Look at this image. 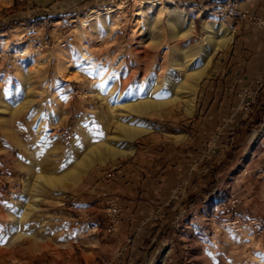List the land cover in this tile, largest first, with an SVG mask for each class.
Segmentation results:
<instances>
[{"label": "rangeland", "instance_id": "374dc122", "mask_svg": "<svg viewBox=\"0 0 264 264\" xmlns=\"http://www.w3.org/2000/svg\"><path fill=\"white\" fill-rule=\"evenodd\" d=\"M8 1L0 0V44H7L0 47V52L10 50L9 42L19 40L26 32L21 30L25 26L45 36L50 48L35 56L40 59L34 62L31 56L36 51H28L29 63L18 70L17 78H2L1 123L9 122V127L14 126L24 138L34 119L33 109L39 108L41 97L46 96L40 82L45 81L43 90H47L51 88L48 75H60L72 82L74 89L80 88L82 96L89 98L87 101L97 102L94 106L99 107V126L101 130L104 126L108 129L100 134L98 140L102 141L97 144L116 135L110 108L117 122L127 119L131 125L157 130L132 143L138 151L135 156L127 154L114 159L115 162L109 160L102 166L96 165L93 171L103 169L114 178L116 169L112 173L111 169L120 163L121 169L140 166L139 172L145 177L151 175L154 182L167 170H178L188 180L186 187H178L177 181H172L170 192L163 191L160 196L143 195L146 189H141L138 202L143 198L144 208L149 210H137L133 221L141 241L126 246L117 264H264V105L258 99L261 90L240 91L234 88L233 81L228 82L229 63L220 58L225 57L230 45L214 56L200 82L193 108L182 102L155 114L136 117L122 107L137 91L145 92L152 84L156 87L151 97L167 99L164 77L173 71L184 48L188 54L200 56V42L206 41V21L221 24L222 19L216 14L222 7H237L239 1L158 0L162 5L178 8L195 23L193 33L180 43L172 40L164 21V39L153 42L159 34L148 27L149 16H138L141 4L147 0ZM110 9H117V13L109 14ZM198 15L201 17L196 19ZM87 16L95 20L74 22ZM104 18L109 21L108 26L101 20ZM83 21L87 22L86 27ZM25 74L28 78L21 83L19 79ZM225 91L230 93L223 104L221 93ZM235 91L241 93L244 106V115H238V120L230 118L226 110L230 94ZM15 92H24V96L20 98ZM23 103H27V108L20 107ZM221 107L226 112L220 113ZM221 114L223 118L219 119ZM213 115L217 116V124L203 128V119ZM118 146L125 147L122 143ZM87 148L85 152H76L78 159L87 154ZM0 158L6 159V154H0ZM136 159L139 163L134 162ZM98 182L94 181L91 189ZM44 189L47 192L51 187ZM5 222L1 217L0 264H22L20 259L26 256L28 243L17 241L18 245L13 247L11 241L24 233V228Z\"/></svg>", "mask_w": 264, "mask_h": 264}, {"label": "crops", "instance_id": "0c3cea01", "mask_svg": "<svg viewBox=\"0 0 264 264\" xmlns=\"http://www.w3.org/2000/svg\"><path fill=\"white\" fill-rule=\"evenodd\" d=\"M238 1L237 7H222L216 14L233 33L230 32L229 50L220 61L229 63L228 82L233 81L234 88L240 91L258 93L261 90L258 99L264 105V0ZM200 17L198 15L196 19ZM21 30L26 32L19 40L9 42L10 50L0 52V82L2 78H17L18 70L27 67L28 51L32 54L36 51L31 56V62H34L40 59L35 56L44 51L47 53L50 48L48 39L37 29L25 26ZM6 46L5 42L0 47ZM24 56L26 59L22 58ZM23 78L28 75L19 79L21 83H25ZM47 80L51 88L43 90L45 81L40 82L41 92L46 96L41 97V103L37 104L39 108L33 109L34 119L24 138L16 133L14 126L9 127V122L1 123L3 117L0 115V154L7 157L0 158V218H5V224L11 227L24 228V233L11 241L13 247L18 245L17 241L28 243L27 254L20 259L22 264H117L126 246L141 241V234L133 227L137 210L144 208L143 198L138 202L141 191L145 188L143 195L156 193L160 196L163 191L170 192L172 181H177L178 187H186L188 180L181 177L178 170H167L154 182L151 175L145 177L139 172L140 166L121 169L119 163L111 169V173L116 169L114 178L103 169L93 171L91 168L76 185L55 181L64 179L71 172H81L80 163L105 147L134 156L138 151L131 146L135 140L126 141L118 132L109 137L108 142L97 144L102 141L98 140L100 134L108 130L106 126L102 130L99 126L101 115L99 107L94 106L97 102L87 101L89 98L82 96L80 88L74 89L72 82L60 75H48ZM15 93L20 98L24 96V92ZM228 93H221L223 104ZM239 93L230 94L226 107L230 118L237 120L238 115H244ZM20 107L27 108V103ZM110 112L118 127L111 108ZM222 112H226L223 107ZM213 116L203 119V128L217 124V116ZM144 127L149 130L148 134L157 132L150 126ZM9 128L12 131L10 137ZM119 143L125 147L118 146ZM86 148L87 154L78 159L76 152H85ZM134 162L139 163L137 159ZM94 181L99 182L91 189ZM47 186L51 190L44 192ZM45 194L53 197L45 198ZM144 210L149 211L147 207Z\"/></svg>", "mask_w": 264, "mask_h": 264}, {"label": "bare ground", "instance_id": "6f19581e", "mask_svg": "<svg viewBox=\"0 0 264 264\" xmlns=\"http://www.w3.org/2000/svg\"><path fill=\"white\" fill-rule=\"evenodd\" d=\"M7 3H10V1L7 0ZM117 9H110L109 14L115 13ZM139 12L140 13L138 16L141 15L149 16V19L147 18L149 20L148 27H151L150 29L157 31L159 34L158 38H155L156 40L154 39L153 42L157 40L162 41L164 39V34L161 28V23L163 21L166 22L168 26L172 40L174 39L178 41L177 43H180L179 42L180 40H182L184 37L188 35H191L194 31V23L187 19V16L184 12H182L181 10H179L174 6L162 5L159 3L158 0L145 1L144 3L141 4ZM82 20H86V21L88 20L89 22H91L94 21L95 18H93V16H87L80 20H75L74 22L80 23ZM101 20H103L105 26L109 25V21L106 18ZM86 21L82 22L83 25H85V27L87 26ZM204 34L206 35V39H205L206 41L200 42V45L202 46L203 49L201 55L197 56L195 54H191L190 52H189L190 54H188L187 50L184 48L185 51L183 50L184 53L181 59L180 60L175 59L177 61L174 63L173 71L171 73H168L164 77L167 78L166 88L163 89L165 93L169 95L167 99L160 101L154 97L152 98L151 94L156 87L155 85L152 84L149 88L145 90V92L137 91L135 95H133L132 97H130L128 100L125 101L122 107L125 108V110L129 114H133L136 117L155 114V112L159 109L171 107L176 104H180L182 102L186 103L188 107L193 108L194 100L200 82L202 81L203 77L206 75L214 56L221 49H224V47H226L232 40L231 33L226 29L225 25H223L222 23L221 24L212 23V22L205 23ZM177 78H181V79L178 80ZM126 120L118 119V127L116 125L117 127L116 132L120 133L121 136L126 139V141L128 140L132 142L149 133V130L146 127L131 125ZM124 155L126 154L123 152H119L106 147L103 148L101 151H94L91 157L88 155L89 158H85L80 163L79 170H81V172L79 171L71 172L70 174H67V176L64 179L55 180V181L66 182V184L68 185L70 184L72 186L76 185L86 177L89 170L94 166L104 165L109 160H114Z\"/></svg>", "mask_w": 264, "mask_h": 264}]
</instances>
